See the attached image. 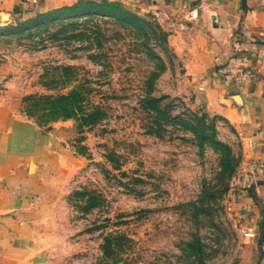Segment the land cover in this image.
Segmentation results:
<instances>
[{
  "label": "rangeland",
  "instance_id": "1",
  "mask_svg": "<svg viewBox=\"0 0 264 264\" xmlns=\"http://www.w3.org/2000/svg\"><path fill=\"white\" fill-rule=\"evenodd\" d=\"M180 2L0 0V149L36 173L34 204L8 230L0 264H264V193L250 177L264 160L210 93L223 85V101L243 105L237 84H261L264 36L235 32V71L190 70L186 53L204 32ZM249 6L263 12L264 0ZM72 92L76 115L56 114ZM147 97L170 102L172 115H206L229 152L174 120L152 130ZM93 110L103 115L84 123ZM121 235L106 258L105 237Z\"/></svg>",
  "mask_w": 264,
  "mask_h": 264
},
{
  "label": "crops",
  "instance_id": "2",
  "mask_svg": "<svg viewBox=\"0 0 264 264\" xmlns=\"http://www.w3.org/2000/svg\"><path fill=\"white\" fill-rule=\"evenodd\" d=\"M158 1L161 2L160 4L163 3V0ZM15 3L16 0H2L1 4L5 7H12ZM180 5L182 11L185 12V18L189 16L191 26L202 27L204 32L200 37V44L198 43L197 47L193 46L192 53H186L185 60L190 70L209 71L216 69V66L219 65H223L218 69L220 72L228 69L234 70L227 59L239 44L233 43L235 32L240 31L244 42L252 37L261 38L264 36V11H260L259 7L251 9L250 0H181ZM259 47V43H247L249 49L257 50ZM237 49L239 48L237 47ZM262 49L264 51V48ZM256 68L263 76V80L261 84L259 82V86L255 90H250L247 83L244 86L237 84L238 89L236 86L233 87L242 93V106L235 105L231 99H228L227 101L230 102H227L223 98L225 99L224 103L221 98L226 94L223 85H219L218 88L211 87L210 93L213 99L217 92L219 94L221 105L217 109L220 108L221 112L231 120L238 121L240 125L244 124L248 131L246 135L252 154L255 160L260 161L264 160V135H255L254 130L258 126L264 127V94L262 93L264 64L256 61ZM215 75L217 76L216 73ZM213 79L215 81V78ZM238 91L237 93H239ZM230 97L232 95H229ZM257 134L259 133L257 132ZM0 155V249H2L3 243L7 239L8 230L17 223H23L19 218L29 213L34 204L35 190L32 189L31 184L36 178V173L31 174L21 167L20 163H15L16 153L11 152L8 154L9 156H6L1 151ZM23 159L25 158L23 157ZM250 177L253 181L251 183L258 184L261 181L258 189L264 193V170H258ZM38 179L40 180V176ZM45 182L40 180L42 186Z\"/></svg>",
  "mask_w": 264,
  "mask_h": 264
},
{
  "label": "trees",
  "instance_id": "3",
  "mask_svg": "<svg viewBox=\"0 0 264 264\" xmlns=\"http://www.w3.org/2000/svg\"><path fill=\"white\" fill-rule=\"evenodd\" d=\"M87 8H93L95 6H100L97 3L90 2L85 4ZM80 93L72 92L70 94L61 95L55 100L56 114L63 117H73L76 115V109L81 104ZM142 108L147 112L152 118V124L156 126V129L152 128L154 131H160L164 129L170 120L177 121L180 128L184 130H189L193 133L201 144L210 143L214 147H223V151H228V147L224 145L220 140L216 138L215 127L211 126V132L207 131L210 126L206 122V115L199 116L195 112L189 110V112L182 111L179 114L172 115L170 102H162V98L157 97H147L142 100ZM103 115L102 110H93L87 113L82 121L87 124L96 123ZM187 115V118L184 117ZM225 152V153H227ZM125 236H106L105 242L103 244L104 256L110 258L116 250L117 246L120 245L121 239ZM128 238V237H127Z\"/></svg>",
  "mask_w": 264,
  "mask_h": 264
},
{
  "label": "built area",
  "instance_id": "4",
  "mask_svg": "<svg viewBox=\"0 0 264 264\" xmlns=\"http://www.w3.org/2000/svg\"><path fill=\"white\" fill-rule=\"evenodd\" d=\"M261 166H264V164H261Z\"/></svg>",
  "mask_w": 264,
  "mask_h": 264
}]
</instances>
